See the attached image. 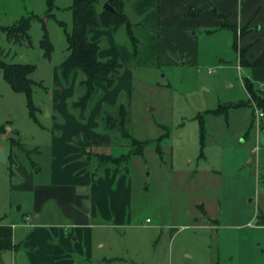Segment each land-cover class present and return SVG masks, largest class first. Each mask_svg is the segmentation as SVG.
<instances>
[{
	"label": "rangeland",
	"instance_id": "374dc122",
	"mask_svg": "<svg viewBox=\"0 0 264 264\" xmlns=\"http://www.w3.org/2000/svg\"><path fill=\"white\" fill-rule=\"evenodd\" d=\"M108 1L99 0V10ZM73 2L0 0V61L35 66L31 78L37 84L32 100L46 127L34 122L27 96L14 92L0 70V126L7 129L0 134V152L9 158L7 164L0 162V225L8 224L19 206L32 201L31 186L50 179L53 141L60 133L49 115L58 104L72 111L71 103L85 93L81 72L73 74L69 84L60 74V65L68 56L67 34L73 29ZM120 3L123 12L132 13L131 22L139 24L142 17L136 0ZM23 20L30 22V42H18L14 35L9 39L7 33ZM136 29V34H141V27ZM46 33L54 47L51 60L45 58L41 46ZM244 33L236 30L237 36ZM197 35L200 56L186 57L185 63L178 57L159 55L150 48L157 47L152 41L148 48L135 52L125 26L113 35L116 45L129 49L131 56L119 55L124 68L113 88L117 92L108 97L115 104L100 103L108 91L100 88L101 95L90 105L87 121L96 106H104L103 116L108 112L116 117L120 104H125L130 139L122 136L118 119L108 128L100 121L98 132L110 136L109 148L115 158L138 149L131 140L145 146L142 155L119 164L107 163L100 170L110 167L127 176L133 189L127 217L130 226L101 235L107 245L100 253L110 256L102 264H264V228L258 227L264 225L260 219L264 214V161L259 168L256 155L251 154L257 136L264 135V117H259L264 111L245 88L246 82L251 83L255 93L264 98V69L251 73L255 58H246L245 52L239 57L231 30L207 38L200 28ZM110 45L109 37L103 36L102 50ZM242 103L251 107L230 108L221 115L214 112L219 106ZM202 120L206 123L203 142ZM9 132L15 139L8 138ZM83 155L97 172L100 164L94 158L89 160L92 153L85 149ZM262 156L264 160V152ZM214 169L221 172L213 177L215 182H205L207 174L195 172ZM216 196L221 197L220 208L210 210V215L204 199Z\"/></svg>",
	"mask_w": 264,
	"mask_h": 264
},
{
	"label": "crops",
	"instance_id": "0c3cea01",
	"mask_svg": "<svg viewBox=\"0 0 264 264\" xmlns=\"http://www.w3.org/2000/svg\"><path fill=\"white\" fill-rule=\"evenodd\" d=\"M136 4L142 17L139 24L132 23L133 34L139 44L137 51L148 48L152 41L157 47L151 45L150 48L158 51L159 55L178 57V61L185 63L186 57L200 56L201 39L197 35L200 28L207 38L214 37L217 31L231 30L239 57L245 52L246 58L256 59L264 51V0H136ZM124 13L130 19L132 13ZM137 26L141 27L139 35L136 34ZM238 29L245 33L237 36ZM114 33L117 32L112 29L88 31L91 41L99 45L103 36L110 39L109 49L102 50L100 47V60L122 63L119 55L126 53L130 57L131 52L116 45ZM108 57L111 59H106ZM259 69L264 67H252L250 71L255 73ZM97 86L106 89L102 84ZM114 92L117 91H106L100 103L114 105V100L108 101ZM103 110L104 106H96L85 122H81L68 107L66 109L59 104L49 115L60 133L53 141L50 179L47 183L31 186L32 201L23 204L20 212L13 213L8 224H2L12 228L14 243V248L3 254V264H102L109 260L110 256L108 258L100 253L107 245L101 235L110 229L130 226L127 217L133 189L127 176H121L110 167L95 175L83 155L84 144L88 153L115 157L109 148L112 142L110 136L98 132ZM58 120L63 122L59 124ZM41 126L46 129L42 123ZM77 135L76 141L70 143ZM257 137L258 143L251 154L256 155L260 168L264 161V135ZM253 162L248 160L250 165ZM195 172L207 174L203 179L205 182L214 181V176L221 175L215 169L212 172ZM198 180L201 181V178ZM220 200L219 196L212 197L210 201L204 199L210 215V210L220 208ZM25 205L27 211L23 212ZM260 219L264 224V214ZM258 227L264 228V225Z\"/></svg>",
	"mask_w": 264,
	"mask_h": 264
},
{
	"label": "trees",
	"instance_id": "16d2710c",
	"mask_svg": "<svg viewBox=\"0 0 264 264\" xmlns=\"http://www.w3.org/2000/svg\"><path fill=\"white\" fill-rule=\"evenodd\" d=\"M108 3L118 11L117 14L104 11L103 9L99 10V0H74L71 7L73 16V29L70 34H67L68 56L60 65V74L66 84L70 83L72 76L76 71L81 72L84 76V79L81 80L80 85L85 88V93L77 101H73L71 103L72 111L78 113V119L82 122L87 120L90 105L101 95L100 88L97 85L102 84L107 90H112L117 84L116 77L121 74L124 68V65L120 62L108 63L100 60V45L99 43L91 41L88 31L90 29H112L114 32H117L120 27L125 26L126 32L134 46V51L137 52L138 42L133 34L132 22L123 12L122 4L119 0H110ZM117 4L118 7H116ZM29 28V20H23L19 25L10 29V34L7 33L8 38L11 39L12 35H14L18 42H22L24 40H29L30 42V36L28 33ZM41 46L44 50L45 58L51 60L54 47L47 33L44 35V38L41 41ZM242 62L245 63L244 57L242 58ZM251 66L264 67V51L255 60V62L251 64ZM35 69V66L28 63L7 64L0 61V70L3 71L5 81L11 86L14 92L23 93L27 96L30 117L36 124L41 126V122L37 116L38 109L32 100L33 87L37 84L31 78V75L35 72ZM245 88L247 93L256 99L258 106L264 111V98L258 96L255 93L251 83L246 82ZM244 106L249 107L250 105L242 103L237 106H229L228 108L219 106V108L214 110V112L216 115H221L224 113V110L228 111L230 108L236 109ZM128 115L129 112L126 109V105L120 104L118 115L115 117L106 112L103 116L102 123H105L106 127L108 128L110 123H118V119L120 121L119 130H121L122 136L126 139H130V136L126 132ZM200 128L203 142L206 131V123L204 120L200 122ZM5 131V126H0V134L4 133ZM131 141L134 147L138 145V149L130 152L128 155L115 158L113 156H107L103 154H92L89 160L94 158L100 164L97 167V172L95 175H97V173L104 169L109 163L119 164L121 162L129 161L133 156L142 155L145 145L141 146L135 140ZM82 148L85 150V145ZM159 155L162 158L163 153L161 146H159ZM13 248L14 243L12 228L10 226L0 225V264H3V254L6 251L12 250Z\"/></svg>",
	"mask_w": 264,
	"mask_h": 264
},
{
	"label": "water",
	"instance_id": "95a60500",
	"mask_svg": "<svg viewBox=\"0 0 264 264\" xmlns=\"http://www.w3.org/2000/svg\"><path fill=\"white\" fill-rule=\"evenodd\" d=\"M103 10L107 11V12H111V13H118V11L108 2L104 4L103 6ZM8 138H13L15 139V136L13 135L12 132L8 133ZM0 162L7 164L9 162V158L6 156V154L4 153V151L0 152ZM17 211L20 212L21 211V206H19L17 208Z\"/></svg>",
	"mask_w": 264,
	"mask_h": 264
},
{
	"label": "built area",
	"instance_id": "2783aa9c",
	"mask_svg": "<svg viewBox=\"0 0 264 264\" xmlns=\"http://www.w3.org/2000/svg\"><path fill=\"white\" fill-rule=\"evenodd\" d=\"M209 73H214V71H213V70H209ZM261 88L264 90V82L261 84ZM259 117H264V113L261 112V113L259 114Z\"/></svg>",
	"mask_w": 264,
	"mask_h": 264
}]
</instances>
